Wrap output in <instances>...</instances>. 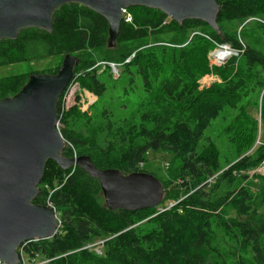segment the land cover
Masks as SVG:
<instances>
[{
	"label": "trees",
	"instance_id": "1",
	"mask_svg": "<svg viewBox=\"0 0 264 264\" xmlns=\"http://www.w3.org/2000/svg\"><path fill=\"white\" fill-rule=\"evenodd\" d=\"M216 1L221 5L217 23L222 35L211 31L210 40L193 37L181 46L155 43V37L175 32L184 35L189 29L209 26L198 20L178 25L156 9L136 7L141 15H131L132 8L126 10L131 21L122 20L116 42L142 43L121 51L117 59L121 63L117 64L125 66L126 72L129 66L135 67L142 85L153 95L140 105L136 117L125 119L128 124L124 133L118 135L120 145L111 146L113 152H103L96 143L92 152H85V146L80 145L70 128L83 115L79 106L60 116L59 102L57 105L61 135L75 148L73 152L68 147L64 155H87L99 169L130 174L148 173L144 166L149 153H172L179 161V179L165 185L168 192L175 194H168L156 208L111 211L104 206L97 179L79 167L61 170L48 160L38 186L40 193L33 203L51 206L60 225L53 238L22 244L26 256L49 260L45 264H264V182L256 195L241 187L221 199L211 197L223 182L233 186L247 180L248 172L264 161V47L245 44L237 33H228L222 27L225 22L264 16V0ZM258 30L264 40V23ZM107 37L108 25L102 16L78 4H66L54 11L51 32L28 28L14 40H0V67L103 49ZM202 41L206 48L228 44L238 56L209 70L206 61L202 64L199 57ZM167 49H172L173 55L160 64L158 91H149L153 69H146L145 61L152 52L166 58ZM134 51V59L125 63ZM74 56L81 59L73 73H81L76 78L79 88L100 98L106 88L98 79L99 67L90 55ZM58 67L34 73L55 74ZM209 71L221 82L200 89L198 81ZM28 76L20 73L0 78V99L15 95ZM256 91L257 96L251 101ZM249 104L258 109V117L248 112ZM226 109L235 110L236 115L224 126L222 135L237 155L224 165L217 143L209 138L203 140L213 121ZM107 124L110 127L111 121ZM114 153L115 157L109 156ZM224 207L249 219H226ZM97 239L103 240L100 253L86 247Z\"/></svg>",
	"mask_w": 264,
	"mask_h": 264
},
{
	"label": "water",
	"instance_id": "2",
	"mask_svg": "<svg viewBox=\"0 0 264 264\" xmlns=\"http://www.w3.org/2000/svg\"><path fill=\"white\" fill-rule=\"evenodd\" d=\"M72 3L106 20L107 48L117 46L122 11L130 7L159 10L178 25L198 20L222 35L216 0H0V40H14L28 28L51 32L54 11ZM79 62L67 53L55 74L31 73L15 95L0 99V260L5 264L19 263L18 249L24 242L57 234L56 211L33 203L48 160L61 170L79 167L97 179L108 210L134 212L163 201L162 184L152 174L99 169L87 155L63 154L69 143L56 126L57 105Z\"/></svg>",
	"mask_w": 264,
	"mask_h": 264
},
{
	"label": "rangeland",
	"instance_id": "3",
	"mask_svg": "<svg viewBox=\"0 0 264 264\" xmlns=\"http://www.w3.org/2000/svg\"><path fill=\"white\" fill-rule=\"evenodd\" d=\"M132 10L130 13L139 14V11L136 10V7H130ZM130 15V17H131ZM264 23V16H255L248 17L242 21H232L225 22L222 24L223 29L228 33H237L239 35V39L241 42L248 44L250 46L256 48L264 47V40L260 35L258 30L259 25ZM211 29L209 27H199L197 29H189L185 32L184 35L182 33H171L166 36L155 37L157 42L161 43H170V44H188L191 38L200 37L203 39L210 40ZM185 40V43H184ZM154 39H151L150 42H153ZM144 42V41H143ZM142 42L135 41L127 44H118L115 48H107V46L103 49L98 50H86L79 54L81 57L91 56L93 62H95V66L97 65L98 70V79L104 84L106 90L104 94L98 98L94 94L88 92L87 90H79L77 93H80V111L83 114L82 117L73 123L70 126L71 130L75 137L79 140L80 145L85 146L83 149L85 152H92L93 143H96L102 149L103 152L106 151L113 152L111 146L116 145L119 146V134L124 133L126 125L128 122L125 119H132L136 117L137 109L141 104L146 103L149 97L153 95L148 92L146 86L142 85V78L138 74L135 67L129 66L126 72V67H119V75L116 76L112 73V69L110 67V63H121L117 62L119 59V55L121 51H127L129 49H133L139 46ZM153 44V43H150ZM149 45V44H148ZM232 49L228 44H222ZM181 46V45H180ZM142 46H140L141 48ZM119 48V49H118ZM199 48H203L199 50V57L201 59V63L204 64L206 61V65L209 70H212L215 67L223 66L228 60L238 55H234L233 52L228 50H219L216 46L210 45L206 48L205 43L202 41L199 43ZM118 49V50H117ZM179 49V48H177ZM219 51H215V50ZM198 50V49H197ZM233 50V49H232ZM164 56L166 58H162L155 52H152L151 56L146 62V69L150 70V67L153 69V73H150L151 82L153 83L149 91L152 89L154 91H158L159 82L158 79V71H160V64L166 63L165 60L171 58L173 55L172 49H167L164 51ZM220 58L226 57L223 55V52L228 54L226 59L215 60L214 53ZM134 52L125 59V63H130V60L134 59ZM221 53V54H220ZM220 54V55H219ZM177 56V52L174 54ZM63 56H53L48 58H43L39 60H33L29 62L16 63L10 66L0 67V78L10 76L12 74H20V73H34V72H45L48 69H54L56 66H60ZM107 57H111L113 59L112 62H109ZM168 57V58H167ZM104 58L107 59L104 61ZM81 60V59H80ZM225 60V61H224ZM108 61V62H107ZM144 61V60H143ZM224 61V62H222ZM116 62V63H115ZM123 62V61H122ZM119 65V64H118ZM119 77V78H118ZM221 79L215 75L213 72H207L203 76H201L199 83V88L202 89L204 87H209L212 83H220ZM257 96V91L252 94L251 101L255 100ZM248 112L255 117L259 116V111L255 107L254 104H249L247 107ZM236 115V111L232 109H226L224 113L217 120L213 121L211 128H209L205 133V138L203 141L208 139H212L220 150L222 156V163L225 165L227 161L233 159L237 154L235 149L228 143L226 138L222 135V130L224 126ZM111 121L110 127H108L107 122ZM62 128H60L61 130ZM71 144V143H70ZM72 145V144H71ZM70 149L75 151V148L69 145ZM119 149V147H116ZM109 154H106V156ZM109 156L115 157V153ZM179 161L176 160L172 153L168 152H158V153H149L147 156V161L144 166V170L148 173L156 176L159 181L162 183L164 198L169 195H174L175 192H168L166 189L165 182H177L179 177L176 174V169L178 168ZM247 180H240L235 183L233 186H228L227 183L223 182L219 186H217L214 191L211 193V197L214 199H221L225 197L230 191H234L236 188L245 187L250 192L256 195L259 191L260 185L264 182V169L260 167L251 170L248 172ZM258 175V176H257ZM169 186L172 188L171 184ZM170 205V204H169ZM224 213L227 212V218H237L240 220L249 219L248 216H240L237 215L230 208L224 207L222 209ZM258 211L261 212L262 209L259 207ZM59 219V218H58ZM219 233L218 230H216ZM103 240L97 239L92 244V249L97 252L99 247L102 245ZM98 253V252H97Z\"/></svg>",
	"mask_w": 264,
	"mask_h": 264
},
{
	"label": "built area",
	"instance_id": "4",
	"mask_svg": "<svg viewBox=\"0 0 264 264\" xmlns=\"http://www.w3.org/2000/svg\"><path fill=\"white\" fill-rule=\"evenodd\" d=\"M122 15H123V19L125 22H130L131 21V17L130 15L126 12V10L122 11ZM217 48H220L219 50H228L233 52V54L235 53L236 55L238 54L236 51L230 49L229 47L225 46V45H216ZM217 51V49L215 50ZM227 57H223L222 59H226ZM215 60H219L220 58H218V56L214 57ZM221 59V60H222ZM225 61V60H224ZM222 61V62H224ZM111 69H112V73H114V75L118 76L119 75V67L120 65L118 64H114V63H110L109 64ZM97 66V65H96ZM81 73H77L75 76L73 75L70 83L67 85V87L64 89V91L62 92V94L59 97V106H60V116L68 111L71 107L73 106H80V98L79 95L80 93H77L80 88L78 85V82L76 81V78L80 75ZM80 108V107H79ZM57 128L60 130V123L57 119V123H56ZM142 164H140L141 166ZM261 169H264V161L262 162V164L259 166ZM258 167V168H259ZM172 205V204H171ZM170 205V206H171ZM51 207V206H50ZM58 218V217H57ZM58 226L60 225V221L58 219ZM59 228V227H58ZM87 248H90L92 246L88 245L86 246ZM98 253H100L98 251V249L96 250ZM18 254H19V263L18 264H45L47 262H49V260H39L38 255H35L34 258L28 257L26 256V254L23 252V248H19L18 249ZM0 264H5L3 261L0 260Z\"/></svg>",
	"mask_w": 264,
	"mask_h": 264
},
{
	"label": "bare ground",
	"instance_id": "5",
	"mask_svg": "<svg viewBox=\"0 0 264 264\" xmlns=\"http://www.w3.org/2000/svg\"><path fill=\"white\" fill-rule=\"evenodd\" d=\"M217 51H219V50H217ZM217 51H216V52H217ZM216 52L214 53L215 56H217V55H216ZM230 52H231V51H230ZM220 54H221V53H220ZM220 54H219V55H220ZM223 55H225L226 57L228 56V54H226L225 52H223ZM218 58H220V57L218 56ZM221 59H222V58H220L219 60H221ZM33 241H34V240H33ZM28 242H30V241H28ZM24 243H26V242H24ZM24 243H23V244H24ZM21 246H22V245H21ZM21 246H20V247H21ZM20 247H19V248H20Z\"/></svg>",
	"mask_w": 264,
	"mask_h": 264
}]
</instances>
